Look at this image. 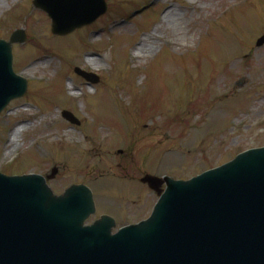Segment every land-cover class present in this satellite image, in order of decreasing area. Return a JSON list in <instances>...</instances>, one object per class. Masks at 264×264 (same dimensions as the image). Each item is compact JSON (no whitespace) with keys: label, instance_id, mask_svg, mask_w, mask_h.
Returning a JSON list of instances; mask_svg holds the SVG:
<instances>
[{"label":"rangeland","instance_id":"374dc122","mask_svg":"<svg viewBox=\"0 0 264 264\" xmlns=\"http://www.w3.org/2000/svg\"><path fill=\"white\" fill-rule=\"evenodd\" d=\"M104 1L94 23L56 37L33 0H0V40L26 36L12 55L28 83L0 114V172L55 170L53 194L87 186L89 222L118 227L151 213L144 176L188 180L264 147V0Z\"/></svg>","mask_w":264,"mask_h":264},{"label":"water","instance_id":"95a60500","mask_svg":"<svg viewBox=\"0 0 264 264\" xmlns=\"http://www.w3.org/2000/svg\"><path fill=\"white\" fill-rule=\"evenodd\" d=\"M33 6L47 14L55 36L91 25L107 10L104 0H34ZM25 41L23 31L0 41V113L26 93L11 55V45ZM263 43L264 37L257 46ZM63 117L78 125L70 114ZM156 181L142 182L156 189ZM165 183L148 220L111 236L106 217L83 227L94 214L86 187L55 197L40 176L0 174V264H264V148L190 181Z\"/></svg>","mask_w":264,"mask_h":264},{"label":"flooded vegetation","instance_id":"af4514ba","mask_svg":"<svg viewBox=\"0 0 264 264\" xmlns=\"http://www.w3.org/2000/svg\"><path fill=\"white\" fill-rule=\"evenodd\" d=\"M164 177H166V175H161L160 177H157V178H160V179H162V178H164ZM162 188H163V186L160 188V190H162ZM157 189H159V188H157ZM115 220V219H114ZM116 221V220H115Z\"/></svg>","mask_w":264,"mask_h":264},{"label":"bare ground","instance_id":"6f19581e","mask_svg":"<svg viewBox=\"0 0 264 264\" xmlns=\"http://www.w3.org/2000/svg\"><path fill=\"white\" fill-rule=\"evenodd\" d=\"M24 129V128H23ZM14 137H15V135H14Z\"/></svg>","mask_w":264,"mask_h":264}]
</instances>
